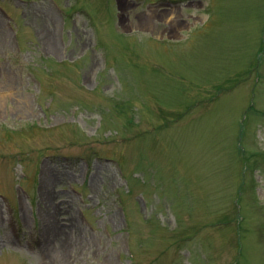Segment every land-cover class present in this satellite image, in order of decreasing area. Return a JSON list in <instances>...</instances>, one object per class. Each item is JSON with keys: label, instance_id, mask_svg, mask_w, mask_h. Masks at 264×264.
<instances>
[{"label": "rangeland", "instance_id": "rangeland-1", "mask_svg": "<svg viewBox=\"0 0 264 264\" xmlns=\"http://www.w3.org/2000/svg\"><path fill=\"white\" fill-rule=\"evenodd\" d=\"M0 264H264V0H0Z\"/></svg>", "mask_w": 264, "mask_h": 264}]
</instances>
